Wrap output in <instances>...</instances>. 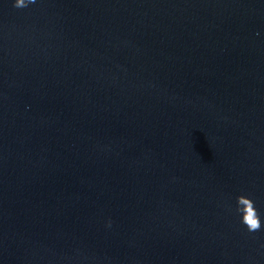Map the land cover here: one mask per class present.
<instances>
[{"label": "water", "instance_id": "1", "mask_svg": "<svg viewBox=\"0 0 264 264\" xmlns=\"http://www.w3.org/2000/svg\"><path fill=\"white\" fill-rule=\"evenodd\" d=\"M13 4L0 264H264V0Z\"/></svg>", "mask_w": 264, "mask_h": 264}, {"label": "clouds", "instance_id": "2", "mask_svg": "<svg viewBox=\"0 0 264 264\" xmlns=\"http://www.w3.org/2000/svg\"><path fill=\"white\" fill-rule=\"evenodd\" d=\"M35 2L36 0H14L13 6L15 8H26L29 4ZM235 211L241 214V222L247 227L249 232H257L261 229L260 215L251 198L239 195L236 198ZM107 226L111 227V221L108 222Z\"/></svg>", "mask_w": 264, "mask_h": 264}]
</instances>
